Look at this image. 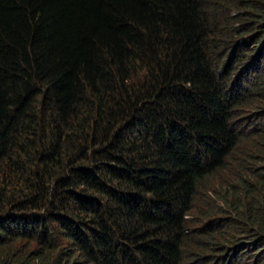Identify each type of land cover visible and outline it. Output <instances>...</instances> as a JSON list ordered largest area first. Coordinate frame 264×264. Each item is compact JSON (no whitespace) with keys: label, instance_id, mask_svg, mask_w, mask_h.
<instances>
[{"label":"trees","instance_id":"1","mask_svg":"<svg viewBox=\"0 0 264 264\" xmlns=\"http://www.w3.org/2000/svg\"><path fill=\"white\" fill-rule=\"evenodd\" d=\"M264 0H0V264H264Z\"/></svg>","mask_w":264,"mask_h":264},{"label":"rangeland","instance_id":"2","mask_svg":"<svg viewBox=\"0 0 264 264\" xmlns=\"http://www.w3.org/2000/svg\"><path fill=\"white\" fill-rule=\"evenodd\" d=\"M259 61H261L260 62V64H262L261 66H264V58H260Z\"/></svg>","mask_w":264,"mask_h":264}]
</instances>
